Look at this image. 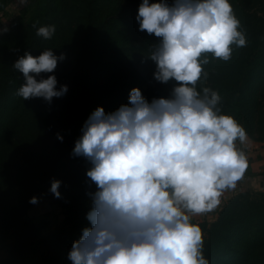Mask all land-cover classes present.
Listing matches in <instances>:
<instances>
[{"label": "trees", "instance_id": "16d2710c", "mask_svg": "<svg viewBox=\"0 0 264 264\" xmlns=\"http://www.w3.org/2000/svg\"><path fill=\"white\" fill-rule=\"evenodd\" d=\"M10 1L0 0V12ZM229 2L247 45H232L228 61L206 54L210 62L202 66L196 87L218 91L221 114L234 117L249 138L263 141L264 0ZM141 3L27 0L0 35V264H72L73 242L91 227L88 193L95 191L86 176L90 163L72 154L85 121L98 107L110 113L128 104L133 88L149 102L171 96L176 82L154 79L156 64L149 55L160 38L139 30ZM48 25L56 26L51 39L36 34ZM45 50L65 58L37 80L55 75L57 89L67 85L68 92L51 102L24 100L16 92L25 78L13 65L26 52L39 56ZM54 179L62 181L61 198L50 192ZM40 194L62 210L60 224L50 231L44 219L27 216L31 198ZM192 222L202 228L210 264H264V190H242L213 221Z\"/></svg>", "mask_w": 264, "mask_h": 264}, {"label": "clouds", "instance_id": "9594fccd", "mask_svg": "<svg viewBox=\"0 0 264 264\" xmlns=\"http://www.w3.org/2000/svg\"><path fill=\"white\" fill-rule=\"evenodd\" d=\"M136 19L140 31L160 38L149 55L156 64L154 79L176 85L170 97L151 102L133 88L128 104L110 113L98 107L85 121L72 154L91 165L86 172L95 185L88 193L91 227L73 242L68 259L72 264H210L202 228L192 218L215 210L223 193L243 180L249 163L238 144L248 136L234 117L221 114L218 91L196 86L202 66L210 62L206 54L228 61L232 45L245 47L246 36L229 0L171 5L142 0ZM55 32L56 26L48 25L36 34L51 39ZM64 58L53 50L39 56L26 52L13 65L25 78L16 95L48 102L64 96L68 86L57 89L55 75L36 78L53 73ZM61 183H51L56 198Z\"/></svg>", "mask_w": 264, "mask_h": 264}, {"label": "crops", "instance_id": "0c3cea01", "mask_svg": "<svg viewBox=\"0 0 264 264\" xmlns=\"http://www.w3.org/2000/svg\"><path fill=\"white\" fill-rule=\"evenodd\" d=\"M238 146L247 155L249 163V167L243 180L238 182L236 189L227 190L223 193L221 203L215 210L209 213L194 216L192 221H213L224 202L242 190H264V140L255 141L248 137L244 144H238Z\"/></svg>", "mask_w": 264, "mask_h": 264}, {"label": "rangeland", "instance_id": "374dc122", "mask_svg": "<svg viewBox=\"0 0 264 264\" xmlns=\"http://www.w3.org/2000/svg\"><path fill=\"white\" fill-rule=\"evenodd\" d=\"M24 5L20 0H11L5 10L0 12V35L3 33L2 30L4 28H8L13 17L19 13V10ZM27 216L29 218L44 219L46 231L56 228L63 218L61 208L52 203L43 194L38 196V203L33 204L28 209ZM0 256H3L2 252H0Z\"/></svg>", "mask_w": 264, "mask_h": 264}]
</instances>
